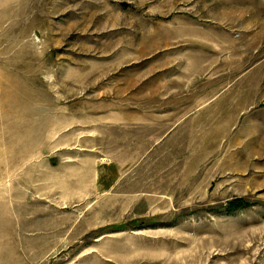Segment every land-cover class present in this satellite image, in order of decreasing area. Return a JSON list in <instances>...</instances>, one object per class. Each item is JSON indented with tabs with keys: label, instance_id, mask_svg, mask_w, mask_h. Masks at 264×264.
Returning <instances> with one entry per match:
<instances>
[{
	"label": "rangeland",
	"instance_id": "1",
	"mask_svg": "<svg viewBox=\"0 0 264 264\" xmlns=\"http://www.w3.org/2000/svg\"><path fill=\"white\" fill-rule=\"evenodd\" d=\"M0 264H264V0H0Z\"/></svg>",
	"mask_w": 264,
	"mask_h": 264
},
{
	"label": "trees",
	"instance_id": "2",
	"mask_svg": "<svg viewBox=\"0 0 264 264\" xmlns=\"http://www.w3.org/2000/svg\"><path fill=\"white\" fill-rule=\"evenodd\" d=\"M248 206V203H246L244 200L242 199H234V200H231L228 205H227V210L229 212L231 211H235V210H238L242 207H247Z\"/></svg>",
	"mask_w": 264,
	"mask_h": 264
}]
</instances>
